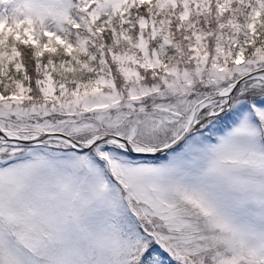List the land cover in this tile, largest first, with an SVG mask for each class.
I'll list each match as a JSON object with an SVG mask.
<instances>
[{
    "label": "snow or ice",
    "instance_id": "obj_1",
    "mask_svg": "<svg viewBox=\"0 0 264 264\" xmlns=\"http://www.w3.org/2000/svg\"><path fill=\"white\" fill-rule=\"evenodd\" d=\"M0 264H264V0H0Z\"/></svg>",
    "mask_w": 264,
    "mask_h": 264
}]
</instances>
